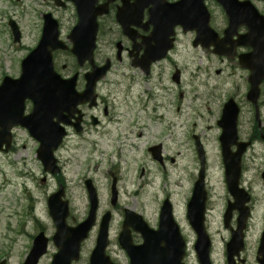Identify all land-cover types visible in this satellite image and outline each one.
<instances>
[{"label": "rangeland", "instance_id": "374dc122", "mask_svg": "<svg viewBox=\"0 0 264 264\" xmlns=\"http://www.w3.org/2000/svg\"><path fill=\"white\" fill-rule=\"evenodd\" d=\"M207 5L215 20L213 25L220 24L221 10L215 3ZM49 12L58 21L62 39L66 40L65 35L76 22L72 5L58 9L52 0H0V82L5 76L17 78L21 59L38 42L41 15ZM9 20L15 21L20 29V43L13 44L7 26ZM191 41L190 35L180 36L171 59L155 65L149 77L131 68L129 60L119 63L114 59L105 84L99 85L97 90L109 106V115L103 117L100 113L103 123L99 129L91 128L82 135L71 134L55 151L62 170L65 200L69 203L67 222L73 224L87 214L84 181L91 180L99 198L98 219L106 211L112 213L108 252L115 264L128 263L116 241L123 210L141 214L149 226L155 228L161 202L166 198L187 243L184 264H198L193 251L195 234L185 218L186 203L199 172L193 135L199 138L206 159L205 228L213 240L211 262L224 264L220 215L226 193L218 143L220 128L216 121L226 100L232 98L241 108L239 135L247 137L254 111L245 100L249 89L247 74L239 65L228 60L221 62L203 49L196 50ZM54 63L62 76L72 75L74 71L82 76L87 70V66L79 68L63 52L56 54ZM172 64L181 72L179 85L170 80ZM260 88L258 107L264 124V82ZM14 133L13 149L7 154L0 153V261L6 259L7 264L23 261L29 238L38 224L47 235L54 233L46 199L58 186L57 178L43 173L36 155L38 144L23 130ZM158 144L163 156L162 166L147 150ZM246 157L244 169H263V143H255ZM44 176L47 179L41 183ZM114 176L117 177L118 202L112 208L110 185ZM96 231L97 225L83 243L81 259L76 264H87ZM50 260L46 256L40 264H48Z\"/></svg>", "mask_w": 264, "mask_h": 264}, {"label": "water", "instance_id": "95a60500", "mask_svg": "<svg viewBox=\"0 0 264 264\" xmlns=\"http://www.w3.org/2000/svg\"><path fill=\"white\" fill-rule=\"evenodd\" d=\"M75 3L76 15L78 21L75 28L70 34L72 41L71 53L75 56L79 66L88 62L91 67V73L86 74V89L82 94L77 95L75 92V77L68 80H62L60 76L54 72L52 62V52L59 49H66L59 43L58 27L56 21L50 15L43 17V31L40 41L35 49L30 52L21 62L20 77L17 80L6 78L0 86V149L2 144L7 147L8 130L11 127L20 125L25 127L35 140L40 143L36 155L41 161L44 170L54 175L58 171L56 160L53 157V151L57 149L64 131L60 127V122L67 121V117L62 118V114L66 112L72 113L76 111L78 104L87 101L88 97L93 98V90L95 81L102 77L108 69V64L103 67H95L92 60L96 33V18L105 14V11L94 7L95 0H70ZM91 1V2H90ZM137 1V0H136ZM226 11H232V5L228 0H217ZM138 2V1H137ZM153 4L149 10L150 16L147 25L153 26L150 38L147 42L154 44H162L165 40L166 53L172 46L171 40L168 38L173 28L179 25L184 31L198 30L199 24L203 25V30H208V13L204 9L203 0H182L174 5L164 3ZM150 4V3H149ZM142 6L138 8V20L142 19ZM124 12H127L126 8ZM123 19L117 16V21ZM13 29L14 41L18 39L17 29L10 23ZM169 30V31H168ZM263 37V36H262ZM264 38V37H263ZM264 41V39H261ZM260 59L257 62H247L246 69L251 70V90L247 99L256 101L258 95V85L264 75V42L260 46ZM155 48V47H154ZM146 66L154 62L156 58H151L146 53ZM31 100L32 112L28 117H23L24 102ZM224 114L219 124L222 126V136L220 138L222 147L223 166L225 170V181L230 193L237 192L238 175L240 172V156L246 145L237 144L236 135V117L238 115L236 106L230 101L224 108ZM55 119V120H53ZM236 145L238 148L235 153L230 151V146ZM196 148L198 151L201 165L204 164L202 148L196 139ZM160 147L149 149L153 158L159 162ZM204 171L201 168L200 174L195 182L193 197L188 203L187 215L192 229L197 234L196 252H198L199 263L209 264L208 256V240L204 234L203 228V212H204ZM90 212L88 218L78 228H69L65 223L68 216L67 203L62 202L60 197L63 196L62 190L56 195L50 197L48 201V210L56 228L53 241L59 248V253L53 258L52 264H70L71 260H76L80 243L87 236V232L94 224V218L97 208V198L95 190L89 186ZM113 186V185H112ZM115 186L112 187V205L116 200ZM231 207L228 208L229 213ZM158 231L149 230L141 217L131 212L126 214V224L136 231L140 232L143 238V244L134 246L131 243L129 232L121 234L119 243L130 258V264H180L184 255V244L179 237V231L171 217V208L164 201L161 213ZM109 214L104 215L100 226L97 247L91 257V264H108V259L103 256V251L107 245V226L109 223ZM41 239V238H40ZM41 245V240L36 239L34 249L28 257L26 264H36L37 258L44 253L43 250L37 251Z\"/></svg>", "mask_w": 264, "mask_h": 264}, {"label": "flooded vegetation", "instance_id": "af4514ba", "mask_svg": "<svg viewBox=\"0 0 264 264\" xmlns=\"http://www.w3.org/2000/svg\"><path fill=\"white\" fill-rule=\"evenodd\" d=\"M96 1L98 5H102L105 3V0ZM123 1H128L130 4L133 3V0ZM175 1L178 0H167V2L169 3H174ZM250 2L259 10V13L264 16V2L260 0H250ZM121 4V0H115L114 3L108 5L107 15L99 17L98 19V27L96 31L97 43L96 51L94 53V60L98 64H102L103 62H106L111 58L116 59L118 55L120 61L126 59L129 60V63H131V60H135V58L140 59V57L143 55L145 47L142 44V40L149 36V33L152 30L151 26H147L146 28V20L148 14L147 9L144 11V18L141 19L140 22L134 20L135 24L132 26L131 20H125L124 26H122L120 24H117L115 21L116 11L118 7L121 6ZM221 20L222 21L220 24L213 25L214 31L217 33L219 39H222L224 34L223 31L227 27V20L225 18V15H223ZM123 27L128 31L130 36H132L133 29V34L136 36L135 42H133V39L129 38L124 33ZM236 31L238 35H243L246 32V28L238 27ZM174 33L176 34L174 42H176L180 36H195L194 33H182L180 28H176ZM235 38L237 37L234 36V39ZM133 45L136 49H139V53L137 55H135ZM246 51L242 48H238L236 54L240 55L241 53ZM169 59H171L170 55L166 56V59L163 61L166 62V60ZM219 61H224V58L219 59ZM171 67L173 68V71L177 70L174 64H172ZM152 68L153 67L151 66L150 69L152 70ZM102 82L104 83L105 81ZM179 83L177 85H179ZM76 84L78 91H81L84 88V83H82L80 79L77 80ZM96 95L97 107H95L94 109H89L86 106H81L83 131H87L86 129L88 128V126L91 125V121L93 119L91 117L96 118V122H98V124L101 123V119L96 115L97 112L101 111L102 115L104 116H107L109 113V107L104 101L103 96L100 94ZM260 133L264 134V125L260 129V131L258 129L254 131L253 124H251L249 135L244 138L248 141L257 143V140L261 135ZM256 178L257 180H260V185H257V180H255ZM239 181L240 188H242L247 194L249 203L247 205L249 218L244 222L243 229L240 232L242 238V245L240 248L241 251L238 256L234 257L233 262L234 264H264V167L263 169H253L252 171L243 169ZM231 200L232 199L228 195L225 199V204L228 205L227 203H229ZM231 216V221L226 226L227 230L225 239H227V241L230 240L231 234L236 232L237 230L236 226L239 215L237 212H234L231 214ZM225 245L224 251L226 255Z\"/></svg>", "mask_w": 264, "mask_h": 264}, {"label": "bare ground", "instance_id": "6f19581e", "mask_svg": "<svg viewBox=\"0 0 264 264\" xmlns=\"http://www.w3.org/2000/svg\"><path fill=\"white\" fill-rule=\"evenodd\" d=\"M174 131H175V133H176V132H177V129H175ZM171 142H173V141H171Z\"/></svg>", "mask_w": 264, "mask_h": 264}]
</instances>
